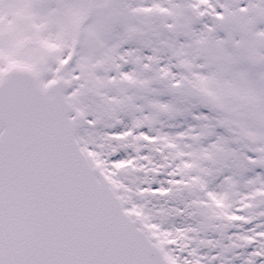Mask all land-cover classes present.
<instances>
[{"label":"snow or ice","instance_id":"snow-or-ice-1","mask_svg":"<svg viewBox=\"0 0 264 264\" xmlns=\"http://www.w3.org/2000/svg\"><path fill=\"white\" fill-rule=\"evenodd\" d=\"M0 264H264V0H0Z\"/></svg>","mask_w":264,"mask_h":264},{"label":"clouds","instance_id":"clouds-1","mask_svg":"<svg viewBox=\"0 0 264 264\" xmlns=\"http://www.w3.org/2000/svg\"><path fill=\"white\" fill-rule=\"evenodd\" d=\"M17 72L26 75H33L37 72V69L27 63L5 62L4 67L0 69V78H6Z\"/></svg>","mask_w":264,"mask_h":264}]
</instances>
